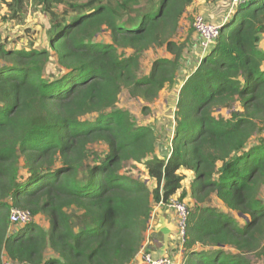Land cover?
<instances>
[{
  "label": "trees",
  "instance_id": "1",
  "mask_svg": "<svg viewBox=\"0 0 264 264\" xmlns=\"http://www.w3.org/2000/svg\"><path fill=\"white\" fill-rule=\"evenodd\" d=\"M0 1L13 13L31 1L51 17L48 48L0 43V264H131L154 206L187 197L184 171L194 174L195 203L181 264H250L246 255L264 246V141L249 146L264 128V0L234 9L180 86L165 156L154 127L117 105L124 88L152 103L177 83L192 38L175 39L196 0H88L71 19L53 11L58 0ZM103 32L109 41L96 42ZM164 47L172 58L139 77L140 54ZM96 144L106 151L90 164ZM213 195L229 212L207 206ZM14 208L33 222L14 231Z\"/></svg>",
  "mask_w": 264,
  "mask_h": 264
},
{
  "label": "rangeland",
  "instance_id": "2",
  "mask_svg": "<svg viewBox=\"0 0 264 264\" xmlns=\"http://www.w3.org/2000/svg\"><path fill=\"white\" fill-rule=\"evenodd\" d=\"M154 1L158 2L159 0ZM149 2L151 1L143 0V5ZM8 3H10V1H8ZM86 3H88V0H79L78 4H65L58 0L56 1V6H54L53 11L57 15L66 16L71 19L74 16L82 15L83 13L81 10H73V7H78ZM231 6L232 0H196L181 20L175 41L180 44L188 38H192L195 34L193 21L197 16L203 17L206 21L215 24L223 22L226 23L227 19L234 11ZM14 14L16 16H14ZM50 18L51 17L45 13L42 5L36 6L31 1L26 4L25 8L21 12L16 13H13L7 4L0 1V33L2 32L0 35V43L9 44L8 46L10 48L15 49H32L39 47L48 48V31L51 26ZM108 41L109 34L106 32L99 34L96 38V42L105 43ZM263 42L264 37L262 38L261 44ZM123 52L128 56L133 55L134 53L132 50H125ZM204 54L205 53H203L197 46L195 48V56L192 55V57H194L197 62L204 56ZM159 58L171 59L172 56L167 52L165 47L150 49L140 54V69L138 71L139 77H143L150 73L153 62ZM189 58H191V55ZM182 64H185L184 60L182 61ZM186 67L183 66L178 75V84H175L172 87L168 86L160 93L158 99L152 103H148L142 99L131 96L129 91L125 88L122 90L119 97L120 100L117 105L118 108L128 111L136 124L150 125L154 127L157 136L158 154L162 153L159 148L164 146L161 145V142L164 144L163 138L168 134L171 126L174 124L175 113L177 110L176 94L177 90L180 89L179 86L183 83L182 81L187 74L185 72L189 70ZM49 72L57 75L60 73V70L56 68V64L53 62L49 66ZM235 109L238 110L239 106L237 105ZM220 114H222L226 119L230 117L229 110H221L218 115ZM262 131L263 130L261 129V131L255 136L253 140L254 143H258V141L261 140L264 141V134ZM90 149L91 155L88 160V163L90 164L97 159V156L102 155L106 151V147L102 144L93 145ZM160 156L165 155L160 154ZM126 169L128 171L127 173H130L131 176L142 181H146L148 178L146 169L142 165L129 163L126 165ZM260 198H264V186L262 187ZM188 205L193 209V206H191L190 203H188ZM36 219L37 222H45L46 226L49 225L48 220L44 216H38ZM240 223L244 224V220L240 219ZM233 251L234 254H237L235 250ZM246 258L250 264H264V246L259 251L246 255ZM4 261L5 264H13L6 257L4 258Z\"/></svg>",
  "mask_w": 264,
  "mask_h": 264
},
{
  "label": "crops",
  "instance_id": "3",
  "mask_svg": "<svg viewBox=\"0 0 264 264\" xmlns=\"http://www.w3.org/2000/svg\"><path fill=\"white\" fill-rule=\"evenodd\" d=\"M1 34L2 32L0 33V35ZM197 46L199 47V41H198L197 35L194 34L192 36L191 43L183 57V60L185 61V64L183 66L184 67L188 66L186 68L189 69L185 72L187 74L184 80L182 81L183 83L187 79L188 75H190L194 71L196 66L199 64L200 60L196 62L194 57H192V55L195 56V48ZM260 48L264 50V42L260 45ZM190 55H191V58H189ZM178 92H179V89L177 90L176 101L178 99ZM173 128H174V124L173 126H171V129L168 131V134L163 138L164 144H162L163 142H161V145H164L162 148H159L162 151V153H160L161 155H166V153H168L171 149L170 143L172 139L171 135L173 134ZM254 138L250 141L249 146L258 144L256 142L255 143L253 142ZM160 154L158 155L160 156ZM183 174L186 176L185 180L183 181V189L188 193L187 197L184 200L187 203H190L191 206H194L195 202L191 198V195H190L191 184L194 180V174L189 171H184ZM181 192L182 190L179 191L175 196L180 197ZM207 206L216 208L223 213L229 212V210L225 207V205L215 195L211 197L210 203L207 204ZM231 213H232V216L235 218V220L238 222V224L242 225L240 223V219L242 218H240L234 212H231ZM36 220L37 219H35V221ZM36 223L39 224L44 229H49V225L46 226L45 222L40 223L36 221ZM13 228H15L14 229L15 231L21 227L15 226ZM227 250L234 253L233 251L234 249L232 248H228ZM145 252L150 253L154 258H162V257L168 256L172 259L173 262L182 263L184 246L182 244L180 233L178 231L176 216L174 212L170 211L166 206H164L161 203L156 204L154 206V209H153L150 221H149V225L145 233V239L143 242V246L140 252L138 253V255L136 256L135 260L131 264H145L142 258Z\"/></svg>",
  "mask_w": 264,
  "mask_h": 264
},
{
  "label": "built area",
  "instance_id": "4",
  "mask_svg": "<svg viewBox=\"0 0 264 264\" xmlns=\"http://www.w3.org/2000/svg\"><path fill=\"white\" fill-rule=\"evenodd\" d=\"M246 0H232L231 8L234 10L239 5L245 3ZM193 28L198 37L199 48L203 53H207L215 44L222 32L221 23L215 24L206 21L203 17L197 16L193 21ZM262 133L264 134V128ZM170 211L174 212L177 219V227L180 233L182 244L186 242L187 229L192 208L185 200L180 197L173 196L167 203H161ZM33 222L30 212L20 209H12L10 213V224L12 227L24 226ZM143 261L145 264H181L175 263L168 256L162 258H154L150 253L143 254Z\"/></svg>",
  "mask_w": 264,
  "mask_h": 264
},
{
  "label": "water",
  "instance_id": "5",
  "mask_svg": "<svg viewBox=\"0 0 264 264\" xmlns=\"http://www.w3.org/2000/svg\"><path fill=\"white\" fill-rule=\"evenodd\" d=\"M225 22L221 23L222 30L224 29Z\"/></svg>",
  "mask_w": 264,
  "mask_h": 264
}]
</instances>
